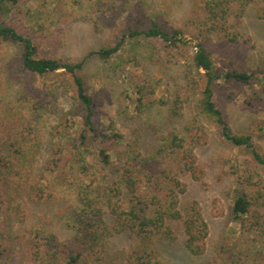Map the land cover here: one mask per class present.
I'll use <instances>...</instances> for the list:
<instances>
[{"label":"trees","instance_id":"16d2710c","mask_svg":"<svg viewBox=\"0 0 264 264\" xmlns=\"http://www.w3.org/2000/svg\"><path fill=\"white\" fill-rule=\"evenodd\" d=\"M18 3L0 0V264H164L159 243L177 241L179 229L186 250L204 255L209 223L199 201L183 196L185 178L206 184L197 151L211 141L209 124L248 158L229 162L232 202L219 212L228 227L204 264H264V118L237 134L217 99L233 101L245 91L249 109H264V62H237L213 48L216 39L248 44L243 17L251 6L264 12V0H194L183 24L150 11L144 0H99L103 24L93 27L110 37L80 60L45 56L33 36L5 23ZM92 57L126 74L133 117L158 107L172 123L188 109L192 114L143 150L142 135L128 138L112 117L97 121L98 97L82 74ZM59 90L70 102L39 166L45 122L61 111ZM58 187L74 196L55 212L68 237L38 226L15 228L27 222L31 205L52 204ZM125 232L130 248L112 252L111 239Z\"/></svg>","mask_w":264,"mask_h":264},{"label":"rangeland","instance_id":"374dc122","mask_svg":"<svg viewBox=\"0 0 264 264\" xmlns=\"http://www.w3.org/2000/svg\"><path fill=\"white\" fill-rule=\"evenodd\" d=\"M99 0H19L10 15L3 17V21L20 33L33 36L40 45L41 53L45 56H59L80 60L90 51L102 47L110 37L108 30L103 29L96 33L93 21H97L102 28L103 21L97 11L96 3ZM118 4L119 0H102ZM203 2L204 0H198ZM150 11L164 12L179 24H183L191 16L195 8L194 0H144ZM236 7V4H234ZM262 16V17H261ZM234 22V20H233ZM243 30L251 37L246 45H233L227 42H214L213 48L219 54H225L231 59L248 65L264 62V12L261 7L251 6L243 17ZM214 54L217 63L221 57ZM82 74L88 78L90 92L96 94L99 101L97 121L112 117L120 130L128 138L140 134L143 150H151L159 143V136L167 134L172 128H180L192 114L191 109L186 111L185 117L170 121L168 113L163 108H155L142 117H133V107L129 97L133 98L128 88L127 76L113 70L112 64H106L96 57H92ZM165 84V83H163ZM104 88V95L99 94ZM61 111L45 122V146L42 151L39 166L47 155L51 140L50 131L57 123L58 116L64 113L70 102L68 94L59 90ZM165 92L163 85L158 91L161 96ZM102 97H101V96ZM223 106L231 129L237 134L246 132L254 119L264 118V109L251 110L245 105L246 92L240 93L233 101L226 95L217 96ZM128 116H131L129 119ZM210 143L198 149L200 162L207 168L206 184L202 185L191 178H185L188 186L185 200H198L206 220L210 226L208 250L204 255L190 254L184 246V234L179 229V237L175 242L160 241L164 264H204L215 256V244L220 235L227 229L228 223L219 212L226 210L232 199L229 195L233 188V178L229 174V162L242 161L248 158V153L238 147L230 145L219 134V129L211 125ZM57 199L52 204L31 205V214L24 224H16V229H25L38 226L65 239L70 235L64 221L56 217L55 212L63 199L73 198V193L67 188H57ZM71 198V199H72ZM1 219V216H0ZM132 240L128 233L114 236L110 241L112 252L127 250ZM14 264H19L15 262Z\"/></svg>","mask_w":264,"mask_h":264}]
</instances>
